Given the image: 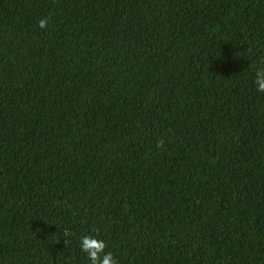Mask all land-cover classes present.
Instances as JSON below:
<instances>
[{
	"label": "trees",
	"instance_id": "1",
	"mask_svg": "<svg viewBox=\"0 0 264 264\" xmlns=\"http://www.w3.org/2000/svg\"><path fill=\"white\" fill-rule=\"evenodd\" d=\"M261 61L264 0H0V264H264Z\"/></svg>",
	"mask_w": 264,
	"mask_h": 264
},
{
	"label": "clouds",
	"instance_id": "2",
	"mask_svg": "<svg viewBox=\"0 0 264 264\" xmlns=\"http://www.w3.org/2000/svg\"><path fill=\"white\" fill-rule=\"evenodd\" d=\"M47 25L48 18H43L39 21L41 29H45ZM261 63H264V61H261ZM253 84L257 92L264 93V68L256 69ZM162 143L163 141H160L158 146H162ZM71 235L70 231L64 230L63 237L65 238V244L68 243L67 238ZM106 247V242L103 239L97 238V236L83 235L80 238V248L87 255L90 264H118L113 253L105 251Z\"/></svg>",
	"mask_w": 264,
	"mask_h": 264
}]
</instances>
